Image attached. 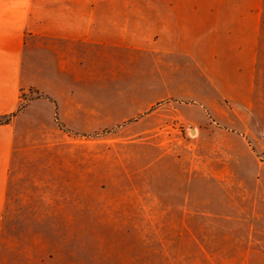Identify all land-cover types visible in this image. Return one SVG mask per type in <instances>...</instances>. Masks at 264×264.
Masks as SVG:
<instances>
[{
	"label": "crops",
	"instance_id": "obj_1",
	"mask_svg": "<svg viewBox=\"0 0 264 264\" xmlns=\"http://www.w3.org/2000/svg\"><path fill=\"white\" fill-rule=\"evenodd\" d=\"M259 70L264 0H0V264H264V223L218 221L209 205L79 204L64 223L9 204L16 153L57 128L95 134L170 109L215 138L255 132ZM109 213L111 229L88 221Z\"/></svg>",
	"mask_w": 264,
	"mask_h": 264
},
{
	"label": "rangeland",
	"instance_id": "obj_2",
	"mask_svg": "<svg viewBox=\"0 0 264 264\" xmlns=\"http://www.w3.org/2000/svg\"><path fill=\"white\" fill-rule=\"evenodd\" d=\"M223 20L218 18V28ZM252 74L256 104L264 111V70L249 71ZM38 96L24 95L22 106ZM262 113L253 119L255 132L229 134L225 139L198 131L170 109L164 110V119L159 115L132 119L95 134L65 133L59 128L40 134L16 153L9 204L41 207L36 216L64 223L80 220L81 215L66 210L79 204L109 211H118L113 210L117 206L147 205L161 211L164 206L209 205L218 221L264 223ZM215 141L233 148L213 149L210 142ZM208 176L212 178L206 181ZM118 216L109 213L99 219L89 214L88 221L106 222L111 229ZM151 216L161 220L164 214Z\"/></svg>",
	"mask_w": 264,
	"mask_h": 264
},
{
	"label": "trees",
	"instance_id": "obj_3",
	"mask_svg": "<svg viewBox=\"0 0 264 264\" xmlns=\"http://www.w3.org/2000/svg\"><path fill=\"white\" fill-rule=\"evenodd\" d=\"M8 120H9V118L0 119V124H4V123L8 122Z\"/></svg>",
	"mask_w": 264,
	"mask_h": 264
}]
</instances>
